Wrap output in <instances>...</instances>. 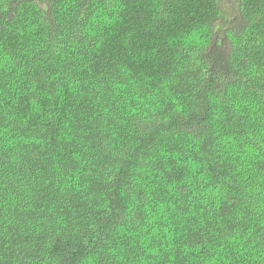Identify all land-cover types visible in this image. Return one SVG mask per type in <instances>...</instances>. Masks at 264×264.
Masks as SVG:
<instances>
[{
	"label": "trees",
	"instance_id": "trees-1",
	"mask_svg": "<svg viewBox=\"0 0 264 264\" xmlns=\"http://www.w3.org/2000/svg\"><path fill=\"white\" fill-rule=\"evenodd\" d=\"M0 0V264H264V0Z\"/></svg>",
	"mask_w": 264,
	"mask_h": 264
},
{
	"label": "rangeland",
	"instance_id": "rangeland-1",
	"mask_svg": "<svg viewBox=\"0 0 264 264\" xmlns=\"http://www.w3.org/2000/svg\"><path fill=\"white\" fill-rule=\"evenodd\" d=\"M237 0H223V6L228 10V16H233L236 13Z\"/></svg>",
	"mask_w": 264,
	"mask_h": 264
}]
</instances>
